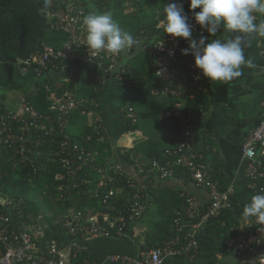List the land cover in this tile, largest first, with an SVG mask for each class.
I'll use <instances>...</instances> for the list:
<instances>
[{"label": "built area", "instance_id": "1", "mask_svg": "<svg viewBox=\"0 0 264 264\" xmlns=\"http://www.w3.org/2000/svg\"><path fill=\"white\" fill-rule=\"evenodd\" d=\"M96 0H63L65 9H54L53 3L43 10L47 24L56 29L64 30L68 36L60 47L45 46L42 53L32 54L28 60L20 61L24 70L34 69L41 73L49 64L59 60L86 61L101 65L104 75L108 76L118 67L120 59L132 53V48L113 54L105 50L99 51L91 57L85 44L86 32L83 26V17L86 9ZM184 9L189 5L188 0H182ZM199 11V9H196ZM264 19V15L256 14V22ZM160 23V22H159ZM159 25V24H158ZM222 30L217 33L221 39ZM207 31L198 24L193 27V37L197 40L201 35L207 36ZM211 38V36H210ZM163 41V46L160 44ZM143 44V43H141ZM140 46V44H139ZM188 42L183 38H174L166 35L153 40L152 50L159 56L157 76L165 87L152 90V94L159 97L182 94L193 97L194 88H207L211 82L205 78L195 66L193 55H183V68L188 71L187 85L181 88L173 87L171 73L174 61L179 60L181 49L187 48ZM174 53V54H172ZM264 59V44L261 48ZM105 60L108 65L105 66ZM264 72V69H263ZM53 100L50 111L56 113H42L27 101H23L20 108L14 111H4L0 114V155L4 148L14 150L21 155L22 161L27 141L33 132L42 138V132L52 134L57 127H64L67 115L75 111L80 102L72 96L61 98L51 97ZM264 105V102H263ZM136 122V112L133 107L122 110ZM163 117H174L181 128L182 139L172 150H166V161L155 160L153 167L161 170L164 176L173 173L175 167H180L189 173V176L198 186H204L210 191V201L203 204L197 197L188 195L184 199V210L187 215L197 220V228H203L212 217H217L226 209L233 208V197L230 189H221L212 179L208 166L199 159V154L192 147L195 139L193 131V113L184 112L180 103L175 109L162 113ZM98 141H107V132L99 124ZM90 140V137H89ZM62 148L68 149L64 161L68 168H73L72 177L68 179V186L82 183L84 177L89 178L86 172L95 173L98 177L92 183L85 180L88 186L87 193L102 201L106 206L112 204L118 207L117 213L108 208L88 214L77 210L51 223L43 214L34 215L32 220L22 217L23 201L14 202L8 196L0 194V264H72L82 257L79 264H164L168 258L197 253L199 244L193 236L185 237L181 234V213L174 219L175 231L173 235L161 245L143 250L137 256L126 254H109L105 261L90 256L88 242L99 238L123 237L133 224L139 220L144 210V192L130 177L125 175L119 164L95 167L90 162L94 160L78 145L69 146L67 140L62 142ZM64 149V150H65ZM243 156L248 161L247 172L252 179L253 187L257 191H264V115L260 124L253 129L242 145ZM76 172L77 174H75ZM123 186L131 191L130 197H120ZM67 186L63 187V189ZM241 224L244 227L234 226L233 234L226 240L227 251L236 255L238 264H264V223L257 222L255 217L246 219Z\"/></svg>", "mask_w": 264, "mask_h": 264}, {"label": "crops", "instance_id": "2", "mask_svg": "<svg viewBox=\"0 0 264 264\" xmlns=\"http://www.w3.org/2000/svg\"><path fill=\"white\" fill-rule=\"evenodd\" d=\"M231 36V33L222 30L221 40H227ZM249 40L250 45L244 48V53L247 59L252 60V65H242V75L227 84L210 82L207 88H194L191 90L193 97L184 94L178 97L169 95L159 97L152 94V90L158 89L153 87L150 93L159 98L158 102L150 95L133 90L132 94L136 91L140 97L134 104L139 106L133 107L136 115L138 109L140 118L136 117L138 128L129 132L122 131L126 117V112L123 115L122 110L127 109V104L117 110V100L122 94L121 87L115 83L112 76L104 75L98 63L81 61L76 64L68 61L53 65L41 73L34 69L24 70L22 64L19 66L18 63L15 76L18 75L23 81L31 83L33 90L29 98H37L33 95L37 94L38 88L45 87L47 90L52 86L72 83L76 90L74 94L80 97L76 99L87 108L91 102V90L96 89L98 84L103 86L104 90L97 98L99 107L97 113L91 109L87 112L82 110L81 113L72 115L64 127L69 137H79L85 131L86 125L93 123V115L96 114L97 120L101 121L107 132L106 143L110 144V147L96 152L99 156L97 158L106 161L107 165L119 164L125 175L143 189L145 194L143 214L127 234L120 237L126 240V244L130 241L126 255L137 256L143 250L161 245L173 235L176 228L174 219L181 213V234L185 237L193 236L198 241L199 249L195 254L191 251L189 254L170 257L164 264H211L214 242L207 234L206 225L197 228L195 225L197 220L185 213L183 201L185 196L192 195L203 204H208L211 199L209 189L198 186L180 167H175L173 173L164 176L160 169L150 166L153 158L148 152L155 154L158 151L172 150L176 147L174 142L181 138V128L177 119L162 115L164 109L173 110L177 103L182 105L185 113L192 111L194 114L195 139L192 147L199 154V159L208 166L212 179L221 189L232 191L233 219H228L227 225L231 228L240 227L246 220L241 215L245 204L250 202L253 195L262 191H257L253 187L252 179L248 176V161L243 156L242 145L249 133L260 124L264 115V59L261 53L264 37L253 35ZM139 48L147 52L150 46L144 43L140 44ZM151 51L153 52L150 54L151 64L157 73L160 60L152 47ZM17 68L28 77L17 71ZM171 73L173 87L179 89L187 85L189 76L185 68L173 66ZM157 80L162 85L160 88H163L165 84L158 77ZM52 96L57 97L54 91L46 96L47 100H51ZM24 100L27 101V97H23L16 104L11 95L8 100L1 99L3 111L18 109ZM37 101L43 103L41 99ZM50 113L56 114L52 111ZM124 188L127 187L123 186V192ZM154 208L158 217L146 221L148 213ZM225 224L226 221H223V225ZM89 254L105 261L107 255L122 252L107 253L90 249ZM217 261L218 264H238L236 255L229 251L220 253Z\"/></svg>", "mask_w": 264, "mask_h": 264}, {"label": "trees", "instance_id": "3", "mask_svg": "<svg viewBox=\"0 0 264 264\" xmlns=\"http://www.w3.org/2000/svg\"><path fill=\"white\" fill-rule=\"evenodd\" d=\"M9 1L10 0H0V15L5 12L6 5ZM34 2L39 5V14L44 17L43 10L46 9L44 7V0H34ZM169 2H172V0H96L94 1V6H97L101 12H112L113 19L123 31L131 34L139 41V44H148L153 40L168 35L164 32L162 27L157 26L164 18L162 11L163 7ZM50 3H53L55 10L60 8L65 9L66 3H63V0H50ZM86 11L87 14L91 13L90 7H88ZM185 11L189 15V23L192 24L193 27L196 26L195 21L192 19V13L189 11V5H187ZM31 28L32 25L28 20L27 12L21 9H13L8 18L0 22V79L3 83L11 87L16 85L15 70L18 66V60L16 55L8 48V42L12 38L26 35ZM67 36L68 34L64 30L56 29L49 24L47 28L43 30L39 42L45 46H54L58 48L61 42L66 40ZM206 37L209 38V41L213 38H210L209 33H207ZM139 44L132 47V53H130L129 56L120 59L118 67L115 68L110 75L122 90L121 97L117 100V110L126 105L125 97L127 93L124 92V88H129L130 86L138 87L140 93L150 95L153 98L154 96L151 95L150 90L159 85L156 68L152 66L150 60L151 52L149 50H147V52L145 50H140ZM138 59L142 64H138ZM178 61H180L181 66H183L185 57L180 55ZM64 62L68 61H56L54 64H49L46 69ZM72 62L78 64L81 61ZM104 65H108L107 60H105ZM148 83L150 84L147 85ZM103 90V86L98 84L96 89L91 90L90 106L86 108L84 103L80 102L79 107L75 111L69 113L67 118L70 119L72 115L79 114L82 110H86L87 112L88 109H91L97 113L96 111L99 110L97 98ZM52 91H54L59 98L65 95H72L75 98H80L78 95L74 94V91H76L74 85L68 83L52 86L51 89L47 90L45 87L38 88L37 98L34 99L27 96V101L40 112L49 114L53 100H47L46 96ZM136 96L137 99L140 98L139 94ZM155 98L156 97L153 99ZM37 99H41L43 103H39ZM158 99L159 98H156L155 100L157 101ZM93 100L96 102L94 103ZM135 103L136 101L130 102L129 105L127 104V109L129 107H135ZM3 108L0 99V114L4 112ZM166 110L168 109H164V111ZM124 114L125 113H123V115ZM93 116V123L87 124L85 131L79 137H69L65 127H57L56 131L52 134L43 132L41 139L38 137L37 133L33 132L27 141L28 149L25 150L24 157L26 159L23 161L20 154L9 148H4V151L0 155V194L2 193L4 196L7 195L8 199H13L14 202H18L19 199H24L25 207L22 205V217L27 220H32L36 214L32 207L33 203L30 202V200L28 201V198L24 196L25 191L22 189L26 182H31L33 180L35 183L39 182L41 185L39 198L45 202V208L47 209V213H43V215L51 223H56L61 218L77 210L84 211L89 215L103 208H108V210L114 214L118 212L119 204L117 207H113L112 204L106 206L101 200L91 197V194L87 193L88 186L84 181L90 178L91 182L94 183L98 177L95 173L86 172L89 178L84 177L85 174H83L81 184L68 186V179L72 177L71 172L74 169L68 168L64 161V158L67 157L66 154L68 153V149L64 148V150L61 144L65 140H67L69 146L78 145L80 148H83L87 154L92 155V157H94V160L90 162L92 166L99 167L107 165L106 161L97 158L99 156L96 152L100 150L103 151L104 148L110 147V144L106 142L100 143L98 141L99 124L102 123L100 120H97L96 114ZM136 117H138V119L140 118V116H138V109ZM137 128V120L133 123L132 118L126 114L122 131L129 132ZM181 139L182 135L180 139L174 142L175 146H177ZM148 154L153 158L150 162L151 167L155 160L164 162L167 158L166 151L164 150L158 151V153L156 152L155 154L148 152ZM74 173L77 174L76 172ZM65 186H67V188L63 189ZM130 192L131 191L127 188H124V192L120 194L121 199H128ZM184 199L185 198H183V201ZM232 212L233 208L222 211L217 217H212L205 226V229L208 230L207 234L214 242L211 264H218V255L227 251L226 240L234 232L233 228L229 229L227 225L228 219H233ZM223 221H226L225 225H223ZM121 238H99L89 241L88 246L92 251L97 250L107 253L122 252V254H127V250L125 251L123 249V251H118L116 249L119 246L118 243L126 244V240ZM127 248L128 247H126V249ZM82 257L83 256H80L79 259L74 260L72 264L81 263Z\"/></svg>", "mask_w": 264, "mask_h": 264}, {"label": "clouds", "instance_id": "4", "mask_svg": "<svg viewBox=\"0 0 264 264\" xmlns=\"http://www.w3.org/2000/svg\"><path fill=\"white\" fill-rule=\"evenodd\" d=\"M188 2L192 19L213 37L210 41L203 35L198 40L193 37V25L189 23L182 0H172L164 5V18L157 27H162L166 34L174 38H183L188 42V47L181 49V54L193 55L196 68L212 83L227 84L240 77L241 66L252 65V60L247 59L244 53V48L250 45L249 37H264V19L256 22V14L264 15V0ZM49 4L50 0H44L45 8ZM82 23L86 32L84 45L91 57H97L101 50L116 54L139 44L131 34L121 29L110 12H91L83 17ZM221 29L231 33V38H215ZM160 46H163V41ZM241 215L244 219L255 217L257 222L264 223V191L252 196ZM241 227L244 225L241 224Z\"/></svg>", "mask_w": 264, "mask_h": 264}, {"label": "rangeland", "instance_id": "5", "mask_svg": "<svg viewBox=\"0 0 264 264\" xmlns=\"http://www.w3.org/2000/svg\"><path fill=\"white\" fill-rule=\"evenodd\" d=\"M92 7H90L91 12L103 13V12L99 11V8H97V6H94V4H92ZM110 13L112 14V12H110ZM148 45L150 46V49H149L150 52H152L151 51L152 43H148ZM137 62H138V64H142V62L139 59L137 60ZM19 66H21V62L19 64ZM173 66H181V62L180 61H174ZM17 71H19L25 77L26 76L28 77L27 74L25 75V73L21 72L20 68H17ZM15 78H16L15 79L16 85L14 87H11L8 84L3 83L0 79V99L6 98L8 100L9 96L11 95L14 98L16 104H18V102H20V100H22L23 97L30 96L33 89H32V85L30 82L27 83V82L23 81L22 79H20V77L18 75H16ZM161 86L162 85L159 84L157 86V88H160ZM163 87H165V86H163ZM133 90L139 91L138 87H135V86H130L129 88L128 87L124 88V91L127 93V95L125 97V101H126L125 104H128L129 102H133L137 99L136 95H138V93H136V91H135V93L132 94ZM34 96H37V94L34 93L33 97ZM138 106H139V104H136V107H138ZM22 189H24V191H25L24 196L28 198V201L30 200V202L33 203L32 207L34 209V212L36 213L35 215L47 213V209L45 208V202L39 198V193L41 190V185L39 182L35 183L34 180L31 182H26ZM21 198H23V197H21ZM22 200H23V202H25L24 199H19L18 202H21ZM23 207H25L24 203H23ZM148 214L149 215H147L146 218L144 217L146 221L149 220V218L158 217L156 208L152 209L150 211V213H148ZM140 223L143 224V222H141V221H140ZM229 229H231L230 226H229ZM129 243H130V241L129 242L127 241V244L118 243L119 246L117 245L118 248H116V249L118 251L119 250L123 251V249L126 251V247H128Z\"/></svg>", "mask_w": 264, "mask_h": 264}, {"label": "water", "instance_id": "6", "mask_svg": "<svg viewBox=\"0 0 264 264\" xmlns=\"http://www.w3.org/2000/svg\"><path fill=\"white\" fill-rule=\"evenodd\" d=\"M13 9L26 11L32 25L26 35L12 38L8 42V48L16 55L17 59L26 61L32 54L44 52L45 46L39 42V38L48 24L45 18L39 14V5L34 0H10L6 5L5 12L0 15V22L5 21Z\"/></svg>", "mask_w": 264, "mask_h": 264}]
</instances>
